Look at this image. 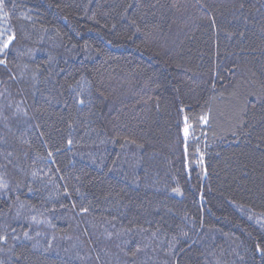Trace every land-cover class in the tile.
<instances>
[{
    "label": "trees",
    "instance_id": "obj_1",
    "mask_svg": "<svg viewBox=\"0 0 264 264\" xmlns=\"http://www.w3.org/2000/svg\"><path fill=\"white\" fill-rule=\"evenodd\" d=\"M0 264H264V0H0Z\"/></svg>",
    "mask_w": 264,
    "mask_h": 264
},
{
    "label": "rangeland",
    "instance_id": "obj_2",
    "mask_svg": "<svg viewBox=\"0 0 264 264\" xmlns=\"http://www.w3.org/2000/svg\"><path fill=\"white\" fill-rule=\"evenodd\" d=\"M201 122H202V121H201ZM195 156H196V148H195ZM195 158H196V157H195ZM195 158H194V159H195Z\"/></svg>",
    "mask_w": 264,
    "mask_h": 264
},
{
    "label": "snow or ice",
    "instance_id": "obj_3",
    "mask_svg": "<svg viewBox=\"0 0 264 264\" xmlns=\"http://www.w3.org/2000/svg\"><path fill=\"white\" fill-rule=\"evenodd\" d=\"M4 46L7 47V43Z\"/></svg>",
    "mask_w": 264,
    "mask_h": 264
}]
</instances>
